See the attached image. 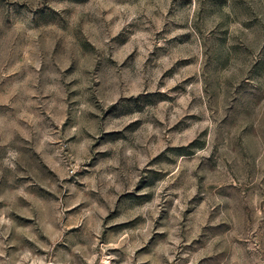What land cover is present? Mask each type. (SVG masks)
Masks as SVG:
<instances>
[{
  "label": "rangeland",
  "instance_id": "1",
  "mask_svg": "<svg viewBox=\"0 0 264 264\" xmlns=\"http://www.w3.org/2000/svg\"><path fill=\"white\" fill-rule=\"evenodd\" d=\"M264 264V0H0V264Z\"/></svg>",
  "mask_w": 264,
  "mask_h": 264
},
{
  "label": "built area",
  "instance_id": "2",
  "mask_svg": "<svg viewBox=\"0 0 264 264\" xmlns=\"http://www.w3.org/2000/svg\"><path fill=\"white\" fill-rule=\"evenodd\" d=\"M38 264H46V263H38Z\"/></svg>",
  "mask_w": 264,
  "mask_h": 264
}]
</instances>
